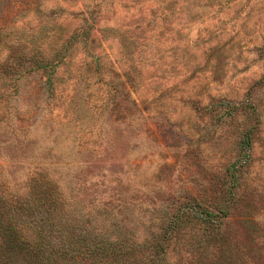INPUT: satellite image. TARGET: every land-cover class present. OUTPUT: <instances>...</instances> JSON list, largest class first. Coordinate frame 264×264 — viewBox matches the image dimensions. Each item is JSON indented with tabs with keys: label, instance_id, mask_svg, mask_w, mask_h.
I'll return each mask as SVG.
<instances>
[{
	"label": "rangeland",
	"instance_id": "374dc122",
	"mask_svg": "<svg viewBox=\"0 0 264 264\" xmlns=\"http://www.w3.org/2000/svg\"><path fill=\"white\" fill-rule=\"evenodd\" d=\"M86 24L48 92L31 74L0 99V182L23 196L42 172L66 211L140 235L161 210L228 205L233 169L224 230L264 264V0H0L2 33Z\"/></svg>",
	"mask_w": 264,
	"mask_h": 264
},
{
	"label": "trees",
	"instance_id": "16d2710c",
	"mask_svg": "<svg viewBox=\"0 0 264 264\" xmlns=\"http://www.w3.org/2000/svg\"><path fill=\"white\" fill-rule=\"evenodd\" d=\"M90 29L86 24L64 39L49 36L47 40L40 35L0 32V99L14 96L18 80L31 74L43 78L37 84L48 92L56 67L74 44L87 45ZM98 59L90 54V61ZM253 129L243 132L239 149H248ZM242 157L246 161L248 154ZM34 173L37 178H31L29 192L23 196L13 195L0 182V264H171L174 253L176 264L253 263L244 248L230 244L224 230L226 221L236 218L232 209L241 201L233 193L239 185L233 169L222 179L227 184L228 205L193 200L192 205L170 212L161 210L157 223L140 235L120 221L106 222L100 214L83 219L66 211L57 185L46 174Z\"/></svg>",
	"mask_w": 264,
	"mask_h": 264
}]
</instances>
